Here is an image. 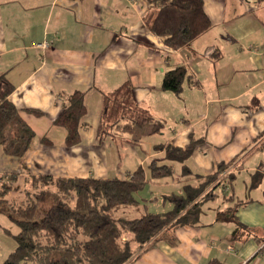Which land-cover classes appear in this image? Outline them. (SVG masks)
<instances>
[{
    "label": "crops",
    "instance_id": "0c3cea01",
    "mask_svg": "<svg viewBox=\"0 0 264 264\" xmlns=\"http://www.w3.org/2000/svg\"><path fill=\"white\" fill-rule=\"evenodd\" d=\"M153 9L146 0H0V75L34 133L18 162L20 191L39 176L124 180L147 161L164 160L155 145L196 141L180 164L205 176L232 161L223 173L234 177L228 203L202 206L196 226L164 230L132 264H264V0H203L211 27L181 50L147 31L144 17ZM178 67L186 71L181 92L163 90L164 74ZM126 82L137 106L163 126L149 135L160 137L151 151L139 149L140 159L120 166L112 143L129 140L98 141L96 130L103 96ZM76 91L84 93L86 113L80 142L66 147L65 129L52 122ZM14 169L0 147V190L15 187L4 198L10 202L19 191ZM241 173L244 199L234 182ZM255 173L262 177L250 189Z\"/></svg>",
    "mask_w": 264,
    "mask_h": 264
},
{
    "label": "trees",
    "instance_id": "16d2710c",
    "mask_svg": "<svg viewBox=\"0 0 264 264\" xmlns=\"http://www.w3.org/2000/svg\"><path fill=\"white\" fill-rule=\"evenodd\" d=\"M146 1L154 8L144 17L147 31L172 50L188 47L211 27L203 0ZM185 78V69L178 67L164 74L161 88L179 94ZM12 91L5 75H0V147L6 155L20 159L30 149L34 133L8 100ZM83 95L80 91L72 93L52 122L65 129L66 147L80 142L79 122L86 113ZM103 103L105 111L96 130L98 141L127 134L138 140L159 133L163 126L137 106L128 82L104 95ZM195 145L196 141L191 140L183 148L158 144L153 150L163 152L167 160L183 164ZM231 164L232 161L220 163L214 173L196 175L197 184H183L181 193L165 195L162 200L172 207L164 213L147 212L145 205L135 198L151 180L172 175L171 166L154 160L144 168H136L124 180L32 178L19 202L4 199L15 189L11 183H4L0 190V214L13 221L18 232L13 235L6 231L16 246L1 264H132L164 230L199 224L202 206L217 195L215 189L220 185L224 191L233 189L234 177L223 175ZM181 167L183 174L190 173L185 165ZM261 177L255 173L249 188H255ZM128 210L139 216H125Z\"/></svg>",
    "mask_w": 264,
    "mask_h": 264
},
{
    "label": "rangeland",
    "instance_id": "374dc122",
    "mask_svg": "<svg viewBox=\"0 0 264 264\" xmlns=\"http://www.w3.org/2000/svg\"><path fill=\"white\" fill-rule=\"evenodd\" d=\"M148 127V125H146ZM166 132V129H165ZM124 139L129 140V143L126 142H119L115 141L112 143V149L114 152V155L116 156V162L121 165H131L135 161L141 158V152L139 149L145 150L149 149L151 151L152 146L158 142H160L159 136H149L145 137L141 142L132 144V140L135 139V137L131 134L124 135ZM131 142V144H130ZM107 143V142H106ZM111 143V141H110ZM8 156V155H7ZM11 157V156H9ZM13 159V168H15V186L19 189V191L14 190L10 194L12 195V198L14 201H20L23 199L24 194L20 189L23 188L25 181L24 178L19 176L21 174V167L18 165V162L20 159L11 157ZM158 164L166 163L170 164L172 163L173 173L169 177L161 178V179H153L151 180L145 188L138 192L135 195V198L137 201H139L141 204H145V210L147 212L151 213H164L170 210L172 207L171 203L168 201L162 200V195L159 196L158 194H170L172 192H177L176 190L182 191V184H197L199 182V179L193 175L192 173H186L183 174L179 168L180 163L167 160L164 158L163 161H161L159 158L155 157ZM148 163V161H147ZM147 163L143 166L146 167ZM123 170V169H122ZM243 173L237 176V178L234 180L235 186H236V197L238 199H244V191L242 190L244 188L243 185ZM126 178V176L124 177ZM5 179H3L4 181ZM178 188V189H177ZM222 185L218 186L215 189V193L217 194V197L214 200H209L204 203L203 210H205L207 207L212 205H221L223 206L225 203H228L229 200H226L225 198L228 197L229 192L225 191L224 193ZM250 195H253L252 192H250ZM157 196L158 200L154 201L152 197ZM117 216H120L121 213H117ZM125 216L132 218L139 216V213H136L132 210H128L124 214ZM6 231L11 232V234H16L18 232V228L16 227L15 223L11 221L8 217L5 216V214H0V264L4 260V258L14 250L16 243L13 240L12 236L6 233ZM127 239L130 238V234L126 235ZM30 264V263H27Z\"/></svg>",
    "mask_w": 264,
    "mask_h": 264
},
{
    "label": "built area",
    "instance_id": "2783aa9c",
    "mask_svg": "<svg viewBox=\"0 0 264 264\" xmlns=\"http://www.w3.org/2000/svg\"><path fill=\"white\" fill-rule=\"evenodd\" d=\"M46 46H47L46 43H44L43 45H40L41 48L46 47Z\"/></svg>",
    "mask_w": 264,
    "mask_h": 264
}]
</instances>
